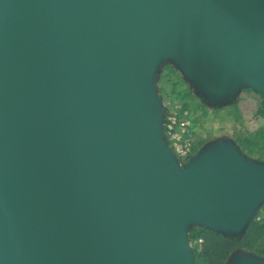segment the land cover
<instances>
[{
	"label": "water",
	"instance_id": "obj_1",
	"mask_svg": "<svg viewBox=\"0 0 264 264\" xmlns=\"http://www.w3.org/2000/svg\"><path fill=\"white\" fill-rule=\"evenodd\" d=\"M165 63L209 105L264 97V0H0V264H195L192 227L245 233L264 163L223 141L181 165Z\"/></svg>",
	"mask_w": 264,
	"mask_h": 264
},
{
	"label": "rangeland",
	"instance_id": "obj_2",
	"mask_svg": "<svg viewBox=\"0 0 264 264\" xmlns=\"http://www.w3.org/2000/svg\"><path fill=\"white\" fill-rule=\"evenodd\" d=\"M155 87L165 111L164 129L166 119L170 115L181 118L184 112L188 113L192 131L189 137L193 149L192 157L208 145L231 141L244 157L253 161H262L258 160L259 151L257 148L259 146L257 148L253 146L254 152L250 153L248 148L244 147L242 150L238 145V140L242 138L250 139L257 145L261 144L264 139V119L257 115V111L264 101L259 93L250 88H245L231 102L220 106L209 105L172 63H165L162 66L156 77ZM188 160L180 161L181 165L187 163ZM261 210L262 207L257 212L253 222L260 220ZM197 227L200 228V226H194L189 230V233ZM245 234L246 231L237 237L242 238ZM189 242L193 250L195 247H200L202 240L198 239L191 242L189 238ZM236 253H246L264 258V256L251 252L234 251L225 264Z\"/></svg>",
	"mask_w": 264,
	"mask_h": 264
},
{
	"label": "trees",
	"instance_id": "obj_3",
	"mask_svg": "<svg viewBox=\"0 0 264 264\" xmlns=\"http://www.w3.org/2000/svg\"><path fill=\"white\" fill-rule=\"evenodd\" d=\"M257 115L264 119V101L258 109ZM238 145L242 150L244 147L248 148L250 153L254 152L253 146L256 148L259 146L257 148L259 151V153L257 152L258 160L264 161V139L261 144L257 145L250 139L242 138L238 140ZM259 218V221L248 226L246 234L242 238L217 233L204 227L192 229L189 233L191 242L202 240L200 247L193 249L195 264H225L234 251H245L264 256V204Z\"/></svg>",
	"mask_w": 264,
	"mask_h": 264
},
{
	"label": "built area",
	"instance_id": "obj_4",
	"mask_svg": "<svg viewBox=\"0 0 264 264\" xmlns=\"http://www.w3.org/2000/svg\"><path fill=\"white\" fill-rule=\"evenodd\" d=\"M191 132V120L187 112L181 118L170 115L166 119L165 138L179 161L185 162L192 157L193 149L189 140Z\"/></svg>",
	"mask_w": 264,
	"mask_h": 264
}]
</instances>
